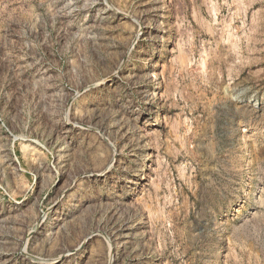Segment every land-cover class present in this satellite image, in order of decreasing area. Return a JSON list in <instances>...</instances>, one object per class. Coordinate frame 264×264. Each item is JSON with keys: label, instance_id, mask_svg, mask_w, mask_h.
<instances>
[{"label": "rangeland", "instance_id": "obj_1", "mask_svg": "<svg viewBox=\"0 0 264 264\" xmlns=\"http://www.w3.org/2000/svg\"><path fill=\"white\" fill-rule=\"evenodd\" d=\"M0 264H264V0H0Z\"/></svg>", "mask_w": 264, "mask_h": 264}]
</instances>
